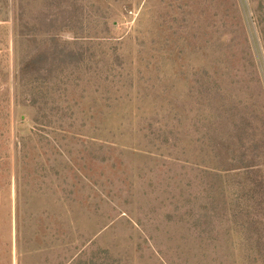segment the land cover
<instances>
[{
    "label": "rangeland",
    "instance_id": "rangeland-1",
    "mask_svg": "<svg viewBox=\"0 0 264 264\" xmlns=\"http://www.w3.org/2000/svg\"><path fill=\"white\" fill-rule=\"evenodd\" d=\"M0 264H264V0H0Z\"/></svg>",
    "mask_w": 264,
    "mask_h": 264
}]
</instances>
